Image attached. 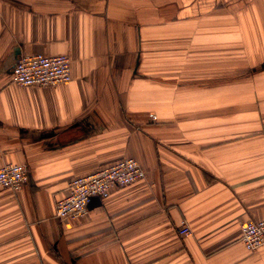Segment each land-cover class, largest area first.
<instances>
[{
  "label": "crops",
  "instance_id": "0c3cea01",
  "mask_svg": "<svg viewBox=\"0 0 264 264\" xmlns=\"http://www.w3.org/2000/svg\"><path fill=\"white\" fill-rule=\"evenodd\" d=\"M72 79L11 81L22 54ZM123 157L146 177L59 219L70 179ZM0 264H264V0H0ZM187 220L192 232L181 235Z\"/></svg>",
  "mask_w": 264,
  "mask_h": 264
},
{
  "label": "built area",
  "instance_id": "2783aa9c",
  "mask_svg": "<svg viewBox=\"0 0 264 264\" xmlns=\"http://www.w3.org/2000/svg\"><path fill=\"white\" fill-rule=\"evenodd\" d=\"M66 53L47 55L29 53L19 56L12 66L10 78L22 86H55L72 79V60ZM146 177V171L134 157H123L99 169L70 179L67 193L56 201L59 219L83 217L94 198L105 199L114 188L123 187ZM28 179L25 163L7 162L0 166V186L19 190ZM181 235L192 232L187 220H181ZM241 240L255 251L264 247V218L241 224Z\"/></svg>",
  "mask_w": 264,
  "mask_h": 264
},
{
  "label": "water",
  "instance_id": "95a60500",
  "mask_svg": "<svg viewBox=\"0 0 264 264\" xmlns=\"http://www.w3.org/2000/svg\"><path fill=\"white\" fill-rule=\"evenodd\" d=\"M94 199H98V198H94Z\"/></svg>",
  "mask_w": 264,
  "mask_h": 264
}]
</instances>
